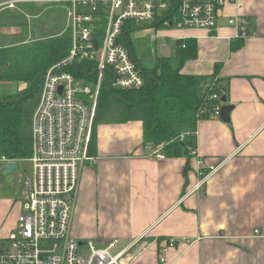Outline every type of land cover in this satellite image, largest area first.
Returning <instances> with one entry per match:
<instances>
[{
    "label": "crops",
    "instance_id": "0c3cea01",
    "mask_svg": "<svg viewBox=\"0 0 264 264\" xmlns=\"http://www.w3.org/2000/svg\"><path fill=\"white\" fill-rule=\"evenodd\" d=\"M28 7L36 5L20 6ZM231 17L247 21V37L229 26ZM154 25H133L137 62L143 64L135 45L138 30L155 32L156 48L159 41L165 49L175 41V52L179 41H195L198 56L182 73L210 76L221 65L218 79L234 107L230 122L200 121L198 157L163 161L151 156L141 121L107 119L98 125L81 170L72 236L98 248L118 241L117 253L132 247L135 259L128 264H161V257L167 264H264V0L227 5L213 33ZM199 159L205 171L213 170L200 189ZM7 162L0 161L1 172ZM19 213L21 202L0 198V239L13 234Z\"/></svg>",
    "mask_w": 264,
    "mask_h": 264
},
{
    "label": "built area",
    "instance_id": "2783aa9c",
    "mask_svg": "<svg viewBox=\"0 0 264 264\" xmlns=\"http://www.w3.org/2000/svg\"><path fill=\"white\" fill-rule=\"evenodd\" d=\"M238 0H0V11L18 9L22 4L47 6L66 13V32L71 37L69 55L45 73L38 104L32 115L31 177H17L24 201L18 218V234L0 248V264H128L135 259L132 247L114 253L118 241L98 248L93 241L80 244L72 236L81 170L89 160L102 85L108 72L112 87L141 90L145 79L124 30L136 23L162 24L164 29L216 31L218 19ZM164 15L160 17V13ZM230 27L247 37V21L231 17ZM82 62L95 63L93 82L81 79L76 70ZM85 73V72H83ZM83 76H87L83 74ZM218 84H214V89ZM212 90V89H211ZM224 94L214 93L211 100ZM219 104L212 119H221ZM198 132L195 133L197 141ZM185 139V134L181 140ZM197 148L192 152L198 157ZM152 157L166 160L163 148ZM6 160V159H3ZM8 161V160H7ZM18 164L20 161H14ZM22 162V161H21ZM202 188L211 172L199 159ZM208 172V173H207ZM259 237V231H255ZM177 241L168 243L174 247ZM161 264H167L161 257Z\"/></svg>",
    "mask_w": 264,
    "mask_h": 264
},
{
    "label": "trees",
    "instance_id": "16d2710c",
    "mask_svg": "<svg viewBox=\"0 0 264 264\" xmlns=\"http://www.w3.org/2000/svg\"><path fill=\"white\" fill-rule=\"evenodd\" d=\"M160 27L162 24L154 25V28ZM134 30L129 24L123 37L136 57L132 40ZM70 49L71 37L68 33L30 45L0 48V84L25 82L28 85L15 95L0 98V161L30 159L32 115L39 101L43 77L51 66L69 55ZM197 56L196 42L181 40L174 57L160 58L154 67H144L138 62L145 79L141 90L113 88L114 79L107 72L101 88L90 150L94 149L98 125L107 120L112 111L117 113L116 119L122 123L141 121L145 145L153 150L162 147L167 158L193 157L199 122L212 119L214 109L219 104L224 105L222 99L227 91V86L218 79L220 64L216 66L215 74L210 76L182 73L185 64ZM96 70L95 63L82 62L74 72L79 78L93 82ZM214 84H218L215 89ZM221 91L224 94L220 100H211V95ZM183 134L185 139L181 140Z\"/></svg>",
    "mask_w": 264,
    "mask_h": 264
},
{
    "label": "rangeland",
    "instance_id": "374dc122",
    "mask_svg": "<svg viewBox=\"0 0 264 264\" xmlns=\"http://www.w3.org/2000/svg\"><path fill=\"white\" fill-rule=\"evenodd\" d=\"M20 6L18 9H14L13 12L0 11V48L30 45L36 41L64 35L62 30L66 29L67 17L63 10L38 5L32 8H20ZM163 15L164 13L161 12L160 17ZM59 33L62 34L59 36ZM153 34L156 33L138 30L134 35L135 45L142 58L144 67H154L160 58L175 56L176 42L169 41L168 48L165 49L161 48V41H159L158 48H156V45L152 43ZM27 86L25 82L0 84V98L15 95L26 89ZM117 116V113L113 114L111 111L108 119H116ZM32 175L33 164L29 159L20 162L16 176L14 174L5 176L0 169V198L11 195L13 199L22 204L24 201L22 191L17 194L16 190L14 191L15 187L19 189L17 177H31ZM20 214L17 216L18 218ZM18 229L19 225L12 232L18 234ZM8 245L7 241L0 239V248ZM118 249H115L114 253H117Z\"/></svg>",
    "mask_w": 264,
    "mask_h": 264
},
{
    "label": "water",
    "instance_id": "95a60500",
    "mask_svg": "<svg viewBox=\"0 0 264 264\" xmlns=\"http://www.w3.org/2000/svg\"><path fill=\"white\" fill-rule=\"evenodd\" d=\"M222 102L224 103V105L221 108L220 118L225 123H229L230 122V114L233 111L234 107L232 105L227 104L228 100L226 97H223ZM18 170H19V164L17 162H14V161H9V162H7V164L5 166V170H4L3 174L5 176L11 175V174L16 175V172Z\"/></svg>",
    "mask_w": 264,
    "mask_h": 264
}]
</instances>
